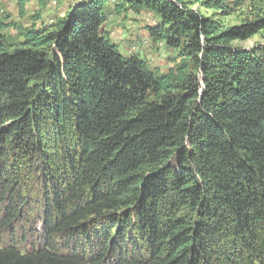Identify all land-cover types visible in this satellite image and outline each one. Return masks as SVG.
<instances>
[{"label": "trees", "instance_id": "trees-1", "mask_svg": "<svg viewBox=\"0 0 264 264\" xmlns=\"http://www.w3.org/2000/svg\"><path fill=\"white\" fill-rule=\"evenodd\" d=\"M242 2L74 0L17 43L0 19V264H264V11L222 22ZM127 12L173 66L118 52Z\"/></svg>", "mask_w": 264, "mask_h": 264}, {"label": "rangeland", "instance_id": "rangeland-1", "mask_svg": "<svg viewBox=\"0 0 264 264\" xmlns=\"http://www.w3.org/2000/svg\"><path fill=\"white\" fill-rule=\"evenodd\" d=\"M233 1V0H230ZM243 6L236 8L235 12L224 19L225 26H234L239 23L253 20L264 11V0H242ZM23 11H19L17 0H0V19H5L12 26L2 32L6 39L14 42L18 38L17 29L35 23L39 28L43 23L51 24L56 17H61L74 0H26ZM203 15L209 16L211 11L200 10ZM155 18L149 13L132 15L122 13L113 18H108L105 28L113 43L117 45L122 56L138 57L144 59L152 72H163L173 66L176 55L163 48L162 44L152 45L146 34V27L154 25ZM264 34V33H263ZM261 38V37H260ZM258 37L240 43L241 47H250L258 42Z\"/></svg>", "mask_w": 264, "mask_h": 264}]
</instances>
